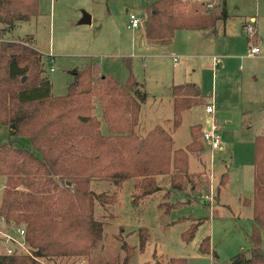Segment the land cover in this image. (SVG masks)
I'll return each mask as SVG.
<instances>
[{
  "label": "trees",
  "instance_id": "1",
  "mask_svg": "<svg viewBox=\"0 0 264 264\" xmlns=\"http://www.w3.org/2000/svg\"><path fill=\"white\" fill-rule=\"evenodd\" d=\"M225 5L224 1L222 8L210 10L195 2L157 0L146 9L147 42L169 46L178 31L214 30L227 20ZM38 15L39 0H0V127H8L11 135L8 142L0 143V177L5 179L0 219L8 228L24 230L29 251L11 255L2 251L0 264H79L80 260L129 264L137 250L145 251L149 229H138L139 247L123 240V258L101 260L94 251L104 239L106 223L96 216V209L117 204L119 195L118 191L96 192L92 180L109 182L117 190L132 182L135 206L164 190L165 199L172 191L204 193L208 187L204 173H189L190 154H201L205 148L202 126L192 125L190 143L179 149L161 125L139 135L148 94L133 74L131 57L124 59L129 76L123 84L104 72L99 62H90L74 71L65 95H53L43 53L29 39L7 37L13 36L18 23ZM169 92L174 130L181 125L184 111L206 103L201 87L191 82L173 85ZM97 105L103 120L94 114ZM254 151L253 198L243 200L254 221L250 249L236 254L230 264H264V135L255 137ZM228 180L224 174L218 193ZM181 204L177 201L171 207ZM203 222L193 224L183 239L191 242ZM198 250L218 258L210 237L202 240ZM166 264H187V260L172 258Z\"/></svg>",
  "mask_w": 264,
  "mask_h": 264
},
{
  "label": "rangeland",
  "instance_id": "2",
  "mask_svg": "<svg viewBox=\"0 0 264 264\" xmlns=\"http://www.w3.org/2000/svg\"><path fill=\"white\" fill-rule=\"evenodd\" d=\"M155 1L39 0V15L18 23L13 36L7 37L29 39L43 53L55 96L65 95L74 71L85 69L90 62H100L104 72L112 73L123 84L129 76L124 59L133 57V74L148 94L137 127L141 136L161 125L172 134L175 149L185 148L191 141V126L200 124L203 132L210 130L212 126L207 120L221 134L223 150H212L202 141L204 151L189 156V173H204L208 181L204 193L172 191L165 199L164 190L135 206L132 182L117 190L109 182L92 180L96 192L118 191L119 195L117 204L97 206L96 216L106 223V229L95 254L105 263L116 255L123 258V240L139 247L138 229L146 227L150 232L146 249L143 253L137 250L129 264H166L172 258H184L187 264H230L236 254L250 249L254 223L252 210L243 205V200L253 198L254 141L257 135H264V0H225L226 21H220L214 30L178 31L169 46L150 45L145 38L146 9ZM203 1H211L205 6L210 10L224 6V0L216 4L212 0L198 2ZM129 14L143 20L140 29L130 26ZM85 15L91 17V23L81 24ZM249 25L254 34L247 30ZM185 34L192 39H185ZM252 46L261 52L251 56ZM183 47L192 54L189 62L164 56L165 48L179 51ZM157 48H163L157 53L160 58L151 59L148 55L155 54ZM185 82L199 85L206 103L184 111L181 125L174 130L168 88ZM210 104L214 106V115L206 114ZM94 114L103 120L99 105ZM0 128V143H6L10 130L6 126ZM224 174L229 175L227 187L218 193ZM4 184L5 179L0 177V203ZM177 201L181 206L171 207ZM201 219L204 222L194 239L186 242L183 233ZM3 234L6 233L1 232L0 236ZM206 237H210L217 259L213 252H199ZM262 240L264 252V229Z\"/></svg>",
  "mask_w": 264,
  "mask_h": 264
},
{
  "label": "built area",
  "instance_id": "3",
  "mask_svg": "<svg viewBox=\"0 0 264 264\" xmlns=\"http://www.w3.org/2000/svg\"><path fill=\"white\" fill-rule=\"evenodd\" d=\"M129 21H130V26L132 28H139L142 24H143V20L138 18L136 15L134 14H129ZM247 30L249 32L253 31V27L251 25H249L247 27ZM260 52V49L257 46H252L251 50H250V55L255 56ZM52 71L54 70L53 68L51 69ZM215 110H214V106L213 104H210L207 108H206V114L207 115H214ZM206 123L208 125H211L212 128L210 130H204L203 132V142L208 144L212 150H222L223 149V143H222V137L221 134L218 132V130L216 129V127H214V125L212 124V121L207 120ZM18 234L19 236L25 234L24 230L22 229H18ZM5 237V243H6V248H5V252L8 255L13 254L16 251H23V252H29L28 248L23 240V238L21 237V239H16L11 235H7L4 234ZM79 264H85L84 262H81Z\"/></svg>",
  "mask_w": 264,
  "mask_h": 264
},
{
  "label": "crops",
  "instance_id": "4",
  "mask_svg": "<svg viewBox=\"0 0 264 264\" xmlns=\"http://www.w3.org/2000/svg\"><path fill=\"white\" fill-rule=\"evenodd\" d=\"M182 1H184V2H186L187 0H182ZM199 0H192L191 2H195V3H198V4H200V5H203V6H206V4H209L211 1H209V2H204L203 1V3L201 4V3H199L198 2ZM217 1H219V0H212V2H214L215 4L217 3ZM225 1V0H224ZM225 3H226V1H225ZM91 21H92V19H91ZM251 21L252 22H254L255 20H254V17H251ZM256 22V21H255ZM133 29H138V28H133ZM139 29H140V27H139ZM200 31H204V30H200ZM145 32V31H144ZM194 32V31H193ZM145 34V33H144ZM185 39H187L188 41H190V39H192L191 38V36H190V34H185L184 36H183ZM199 37H201V36H199ZM146 38V37H145ZM146 41H147V39H146ZM1 42V41H0ZM151 45V44H150ZM158 46H160V45H158ZM173 47H175V46H173ZM161 49H163V48H161ZM160 48H157L156 49V52H155V54H152V55H148V56H151V59H159L160 58V54H157L160 50H161ZM165 49H167V50H165V54H164V56L165 55H168V56H171V58H173V60L174 61H177V59H178V61L180 60V58L183 60V59H185V61H187V62H189L190 61V58L192 57V54H190L189 52H186V48L185 47H183L181 50H179V51H177V50H173V48H171V51L169 50L170 48H165ZM260 52H261V50H260ZM259 52V53H260ZM175 54H178L179 56H177V55H175ZM249 54H250V52H249ZM137 56H141V55H137ZM252 56V55H251ZM256 56V55H255ZM131 58H133V57H131ZM215 59L216 58H214V61H215ZM218 61V60H217ZM183 62V61H182ZM100 63V62H99ZM218 62H216V64H217ZM101 64V63H100ZM101 67H102V64H101ZM194 84H196V83H194ZM175 85V84H174ZM177 85V84H176ZM173 86V85H172ZM171 87V86H170ZM169 87V88H170ZM168 88V89H169ZM0 131H1V128H0ZM223 146V145H222ZM223 150V149H222ZM226 187H227V185H226ZM225 187V188H226ZM3 225V226H2ZM6 227V225H5V222L2 220V219H0V233L1 232H3V233H6L7 235L8 234H10L11 236L13 235L15 238H17V239H21V236H19V234H18V229L19 228H17V227H7V229L5 228ZM14 234H17V235H14ZM6 243H5V237H4V234L2 235V236H0V252H2V251H5V248H6Z\"/></svg>",
  "mask_w": 264,
  "mask_h": 264
},
{
  "label": "water",
  "instance_id": "5",
  "mask_svg": "<svg viewBox=\"0 0 264 264\" xmlns=\"http://www.w3.org/2000/svg\"><path fill=\"white\" fill-rule=\"evenodd\" d=\"M85 23H91V17L88 15H85L84 18L81 21V24H85Z\"/></svg>",
  "mask_w": 264,
  "mask_h": 264
}]
</instances>
